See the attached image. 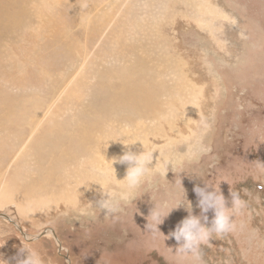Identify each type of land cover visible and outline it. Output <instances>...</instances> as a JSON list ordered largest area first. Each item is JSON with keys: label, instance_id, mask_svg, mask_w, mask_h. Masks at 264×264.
Segmentation results:
<instances>
[{"label": "rangeland", "instance_id": "rangeland-1", "mask_svg": "<svg viewBox=\"0 0 264 264\" xmlns=\"http://www.w3.org/2000/svg\"><path fill=\"white\" fill-rule=\"evenodd\" d=\"M9 1L0 264H17L23 246L43 264H264V0H0V10ZM139 72L159 95L155 120L109 107L110 89ZM78 130L102 147L59 168L46 137L60 133L71 152ZM128 150L161 167L123 200L127 165L113 160ZM196 186L228 207L232 193L242 201L234 230L203 242L199 260L177 255L170 237L189 212L211 221ZM103 190L119 202L113 214L95 206Z\"/></svg>", "mask_w": 264, "mask_h": 264}, {"label": "clouds", "instance_id": "clouds-1", "mask_svg": "<svg viewBox=\"0 0 264 264\" xmlns=\"http://www.w3.org/2000/svg\"><path fill=\"white\" fill-rule=\"evenodd\" d=\"M115 163L127 165L126 177L120 180L125 184L121 192V199H130L145 181V179L161 167V162L156 159L151 151L144 150L142 153H136L131 150L124 152L118 157ZM164 166H175V161L167 159L163 162ZM194 192L199 198L198 207L202 213L213 212L211 221L205 215V223H201L200 217L189 215L177 224L170 237L174 238L178 247L176 254L181 256H192L195 260L200 259L201 245L213 235H223L231 232L235 228L234 215L240 211L242 201L239 193L231 194V207L227 206L222 193L216 191L206 192L205 189L196 186ZM118 201L111 194H106L103 190L101 198L95 202V206L105 212L106 215L113 214L119 210ZM161 210L159 206L151 211L148 217L147 229L153 233L159 230L158 225L161 221ZM17 264H43L40 254L35 250L23 246L19 250Z\"/></svg>", "mask_w": 264, "mask_h": 264}, {"label": "bare ground", "instance_id": "bare-ground-1", "mask_svg": "<svg viewBox=\"0 0 264 264\" xmlns=\"http://www.w3.org/2000/svg\"><path fill=\"white\" fill-rule=\"evenodd\" d=\"M7 2V1H6ZM11 2V3H10ZM12 5V6H11ZM14 3L12 1H9V3H5L2 9L0 10V19L1 20H8L11 21V15L13 14V6ZM13 22V20H12ZM14 23V22H13ZM136 68V67H134ZM129 69V68H128ZM130 74V73H129ZM122 74H120L121 76ZM134 76V75H133ZM137 78L132 79L131 82H128L127 80H130L132 77L129 75H125L124 82L120 87L113 86L110 89V92L112 93V96L110 98L111 104L109 107L111 110L113 108H123L127 109L133 114H136L140 117H148L152 118V120H155L157 118V105L158 100V93L156 91V88L154 86V83L148 82L142 73H138ZM135 77V76H134ZM121 110V109H120ZM125 111V110H124ZM130 114V113H129ZM136 116V118H137ZM133 117V115H132ZM42 119V118H41ZM40 119V120H41ZM145 119V120H146ZM123 121V120H122ZM143 121H140V123ZM139 123V124H140ZM39 121L33 124V131L38 127ZM127 125V124H125ZM131 127V126H130ZM49 145L52 149V155H57L56 151L60 149V158L62 163L57 165L59 168L63 165V161L66 159L72 162H76L77 158L79 156H88L92 153L93 147L100 148L101 141L99 139H94V137L91 135L90 132L85 131H79L77 133L76 137L68 139V145L71 150V152H67L63 148V142L67 141L63 136H61L60 133L56 136H47L46 137ZM91 145V146H90ZM88 146H90L88 148ZM74 153V154H73ZM84 154V155H82ZM41 155V150L37 152V156ZM65 171V170H64ZM6 216H9L6 214ZM10 217V216H9ZM9 217H7L9 219ZM11 218V217H10ZM10 220V219H9ZM48 235H52L50 231L46 232Z\"/></svg>", "mask_w": 264, "mask_h": 264}, {"label": "water", "instance_id": "water-1", "mask_svg": "<svg viewBox=\"0 0 264 264\" xmlns=\"http://www.w3.org/2000/svg\"><path fill=\"white\" fill-rule=\"evenodd\" d=\"M0 218H7V216L6 214H0ZM42 235H45V232H43ZM42 235L35 237L34 240L40 239Z\"/></svg>", "mask_w": 264, "mask_h": 264}]
</instances>
